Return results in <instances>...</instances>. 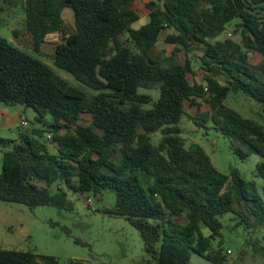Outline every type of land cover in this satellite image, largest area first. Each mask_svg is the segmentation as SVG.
Masks as SVG:
<instances>
[{"label": "trees", "instance_id": "16d2710c", "mask_svg": "<svg viewBox=\"0 0 264 264\" xmlns=\"http://www.w3.org/2000/svg\"><path fill=\"white\" fill-rule=\"evenodd\" d=\"M19 1L0 0V29L6 8ZM134 3L24 0L23 36L31 51L0 32V104L33 108L42 124L32 132L20 129L14 140L0 136V150L9 149L0 200L73 211L70 193L102 198L111 191L116 205L105 212L139 231L153 264H190L193 253L229 264L220 218L233 214V229L244 235L264 228V186L260 193L237 169L221 173L202 146H186L180 124L188 116L186 103L204 100L212 113L196 120L212 122L232 145L245 146L247 151L235 148L242 160L262 158L255 175L264 181V127L226 104L230 93H242L264 115V0H147L149 22L139 28ZM67 8L74 11L72 25L64 17ZM231 25L241 41H217ZM163 31L166 43L188 52L207 47L200 59L210 74L205 85L192 82L189 60L154 56ZM53 34H61V42H51ZM13 35L20 41L18 30ZM45 48L52 49L54 66L35 55ZM251 53L262 58L256 66ZM142 89L158 91V98ZM86 116L92 121L85 123ZM0 264L62 263L35 251L0 248Z\"/></svg>", "mask_w": 264, "mask_h": 264}, {"label": "rangeland", "instance_id": "374dc122", "mask_svg": "<svg viewBox=\"0 0 264 264\" xmlns=\"http://www.w3.org/2000/svg\"><path fill=\"white\" fill-rule=\"evenodd\" d=\"M146 1L135 0V8L140 14V21L134 24L135 28L149 22ZM64 17L68 25L74 23V11L71 8L65 10ZM3 19L1 35L21 48L31 51L29 43L24 42L26 38L23 36L26 34L24 0H20L16 6L7 7L3 13ZM14 30L22 34L20 41L14 38ZM166 34L167 31L162 32L154 48V56L162 59L173 57L179 62L189 60L195 70L192 82L205 85V77L210 74L202 68L200 59L204 56L207 47L193 46V52H188L166 43ZM62 38L61 34H53L49 40L56 43L61 42ZM226 38L241 41L240 34L235 33L232 25L216 40L223 41ZM216 40H212L211 43ZM35 55L54 66V53L51 48H45L40 54ZM249 60L253 66H256L262 58L251 53ZM56 69L74 85L85 88L73 75ZM257 73L263 77L259 71ZM141 92L152 95L154 99L158 98L156 90L142 89ZM226 104L243 117L253 119L264 127V115L261 113L259 104L242 93H230ZM185 110L188 116L184 117L180 127L186 146L189 147L192 144L202 146L210 156L213 165L221 173L230 176L231 171L237 169L244 180L254 181L261 193L264 181L255 174L257 164L262 161V158L251 154L247 159L242 160L235 148L239 146L242 151H247L245 146L232 145L212 122L196 120L199 115L209 117L212 113L204 100L198 99L194 106L186 103ZM27 121L29 126L24 125ZM91 121V117H85V123ZM41 127L42 124L37 121V112L33 108L0 104L1 137L14 140L19 137L20 129L32 132L33 129ZM45 137L48 138L49 133H45ZM160 139V133L153 136L155 143H158ZM48 145L54 151V146L50 142ZM7 150L9 149L0 150V170ZM90 198L92 202L89 201ZM70 199L74 203L73 211L53 206L37 207L32 210L24 205L0 200V248L35 251L39 254L54 256L62 264L75 261L87 264H153L152 258L144 250L139 231L124 218L113 217L105 212L106 209L116 205L117 198L114 192L108 191L102 198L70 193ZM233 217V214H227L220 218L224 224L221 238L224 240V252L228 254V263L264 264V228L250 233L245 232L244 235L242 228L233 229L234 222L231 220ZM203 232L205 235L210 234L208 229H204ZM190 264L212 263L193 253Z\"/></svg>", "mask_w": 264, "mask_h": 264}, {"label": "built area", "instance_id": "2783aa9c", "mask_svg": "<svg viewBox=\"0 0 264 264\" xmlns=\"http://www.w3.org/2000/svg\"><path fill=\"white\" fill-rule=\"evenodd\" d=\"M24 125H25V126H29V122H28V121H27V122H24ZM89 201L92 202V198H90ZM229 253H230V251H229Z\"/></svg>", "mask_w": 264, "mask_h": 264}]
</instances>
